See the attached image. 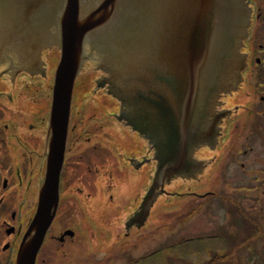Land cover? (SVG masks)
I'll use <instances>...</instances> for the list:
<instances>
[{"label":"flooded vegetation","instance_id":"flooded-vegetation-1","mask_svg":"<svg viewBox=\"0 0 264 264\" xmlns=\"http://www.w3.org/2000/svg\"><path fill=\"white\" fill-rule=\"evenodd\" d=\"M254 11L256 21L242 48L247 57L243 79L234 91L220 95L214 109L220 121L214 134L209 114V171L216 168L226 184L231 161L248 153L242 149L245 123L241 122L249 115L251 134L264 116V12L260 7ZM44 44H39L38 61L20 43L0 49V264H15L37 213L47 171L53 73L60 51L57 45ZM88 53L87 66H93L98 54ZM96 71L83 75L75 90L59 202L36 264H46L43 256L52 258V252L65 254L69 245L79 242V229L85 230V225L96 250L90 264H129L131 252L138 248L134 242L149 235L151 197L155 196L153 208L167 195L177 194L178 184L166 190L161 162L150 142L122 119L120 106L102 78L105 75L97 76ZM249 137L245 136L247 143ZM180 182L185 188L181 194L197 198L187 185L190 181ZM78 219L84 223L77 224Z\"/></svg>","mask_w":264,"mask_h":264},{"label":"water","instance_id":"water-1","mask_svg":"<svg viewBox=\"0 0 264 264\" xmlns=\"http://www.w3.org/2000/svg\"><path fill=\"white\" fill-rule=\"evenodd\" d=\"M251 13L246 0H0V49L20 43L37 61L41 43L61 50L47 171L16 264H35L58 206L73 87L85 53H99L108 93L155 149L165 179H190L203 169L194 153L209 145V114L214 134L217 99L236 89L246 66L240 49Z\"/></svg>","mask_w":264,"mask_h":264},{"label":"rangeland","instance_id":"rangeland-1","mask_svg":"<svg viewBox=\"0 0 264 264\" xmlns=\"http://www.w3.org/2000/svg\"><path fill=\"white\" fill-rule=\"evenodd\" d=\"M251 2L253 6L260 7L264 12V0H251ZM90 66L92 64L85 67V74L90 70L94 71L95 68L93 66L90 68ZM94 74L101 75L97 71ZM247 118L241 122V125L245 123L242 149L247 150L248 153L246 156L241 155L231 161L227 171L229 182L226 184L225 178L224 181L220 179L216 168L209 171L208 167L203 175L190 185L192 191L201 195L199 196L201 198H196L195 196H183L181 182L175 179L173 184L166 188L171 191L178 184L177 194L174 192L172 195H167L155 206L149 221L151 226L154 224L151 228L152 233L147 239L140 237L138 242H134L138 247L131 252L134 259L150 254L158 248L182 243L177 251L174 249L171 252L168 251L169 254L165 260L152 264H264V239L261 237L253 239L250 247L235 245L236 240L242 239V245L250 242L247 233L248 223L240 217L239 209L250 221H255L257 225L264 228V116L258 118L256 123L261 129L258 130L256 127L255 131L258 132L255 133L252 130L251 134L248 132L250 130L248 127L253 124L250 125ZM247 135H250L247 140L249 143L245 139ZM196 157L199 158V154ZM201 158H207V156H201ZM242 163L246 164L244 168L241 166ZM209 192L216 195L205 196ZM185 211L186 214H183L182 212ZM60 218L62 220V215ZM78 220L77 224L84 223V220ZM159 221L162 222L159 223ZM250 221H248L249 225ZM157 226L160 227L159 230ZM86 230H88L86 225L85 230L80 231L79 229L81 235L79 242L69 245L64 250L65 254L63 251L55 255V252H52V258L49 257L50 254L44 255L43 257L47 260L46 264H90L95 257L96 250ZM84 231L85 233H82ZM221 233L231 237V241L229 243H209L208 240L205 244L198 243L202 238L208 239L209 236ZM224 254H226L225 257L222 256Z\"/></svg>","mask_w":264,"mask_h":264},{"label":"trees","instance_id":"trees-1","mask_svg":"<svg viewBox=\"0 0 264 264\" xmlns=\"http://www.w3.org/2000/svg\"><path fill=\"white\" fill-rule=\"evenodd\" d=\"M238 211L241 215H243V216H241L239 214L240 217L243 219V221L245 223L246 222L248 223L247 233L250 237V242L242 245L241 243L243 240L241 239L240 241L236 240L235 245L237 244L238 247H241V246L245 247V245H247V247H250V243L253 239H257L260 237H261V239H264V228L260 227V225H257V223L255 221H250V219L244 214V212L241 209H239ZM248 221L251 222L250 225H249ZM183 240L190 241L193 239H183ZM208 240H209V243H213V242L229 243V241H231V237H229L225 233H221L219 235L209 236L208 239L202 238L199 242L198 241L197 242L199 244H201V243L205 244V243H208ZM183 243H185V242H183ZM180 244H182V243H177L174 246H168L165 248H158V249L154 250L153 252H151L150 254H145L144 256H142L140 258H136V259L133 258L129 264H152L153 262H156V261L161 262V261L165 260V257H167V255L169 254L168 251L171 252V250H173V249H174V251H177ZM185 245H187V243ZM185 245H183V246H185ZM222 256L225 257L226 254H224Z\"/></svg>","mask_w":264,"mask_h":264}]
</instances>
